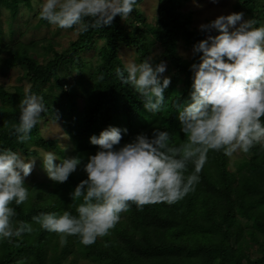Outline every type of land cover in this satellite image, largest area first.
Masks as SVG:
<instances>
[{
    "label": "trees",
    "instance_id": "trees-1",
    "mask_svg": "<svg viewBox=\"0 0 264 264\" xmlns=\"http://www.w3.org/2000/svg\"><path fill=\"white\" fill-rule=\"evenodd\" d=\"M141 1L127 19L117 15L110 25L83 33L71 28L75 38L62 46L55 36L14 39L11 20L21 6L32 8V0H0V13L1 9L8 12L9 36L2 41L1 19L0 54H7L0 55V73L11 68L20 72L17 84L10 88L0 84V147L25 158L36 157L42 171L25 178L29 199L12 205L13 219L31 223L33 231L11 241L0 240V264H76L78 259L92 264H264V148L259 145L231 158L210 150L199 182L183 199L146 204L141 209L132 204L108 235L90 245L81 244L77 236H68L61 245L57 233L31 220L41 212L68 210L75 215L81 200L73 201L70 193L86 178L78 168L65 182L52 181L38 157L42 149L57 154L54 163L72 156L86 161L99 147L89 137L109 125L122 129L121 144L140 132L151 135L154 127L168 131L174 144L186 141L175 105L189 99L190 65L200 58L193 45L208 32L198 27L192 11L185 8L189 0H157L152 21L139 9ZM236 3L235 12L256 20L257 26L264 24V0ZM36 15L35 26L49 24L39 18L38 10ZM180 47L191 48V54L187 57ZM149 56L153 63L163 61L162 75L170 77L163 110L155 115L143 108L132 86L115 75L124 58L139 63ZM26 90L43 97L46 110L30 138L19 142L13 129ZM50 121L58 124L66 138L43 134L42 127Z\"/></svg>",
    "mask_w": 264,
    "mask_h": 264
},
{
    "label": "clouds",
    "instance_id": "clouds-1",
    "mask_svg": "<svg viewBox=\"0 0 264 264\" xmlns=\"http://www.w3.org/2000/svg\"><path fill=\"white\" fill-rule=\"evenodd\" d=\"M137 4L138 0H33L40 19L81 33L110 25L117 15L127 19ZM199 28L217 32L193 45L200 58L190 65L189 99L175 105L185 142L174 144L168 131L154 127L151 135L140 132L121 144L122 129L109 125L89 137L99 147L86 161L72 156L54 163L57 154L41 150L38 157L52 181L63 183L78 168L86 173L70 193L73 201L81 200L75 215L65 210L31 217L41 229L57 233L61 245L68 236H77L83 245L95 243L110 233L132 204L141 209L183 199L199 182L210 150L231 158L256 145L264 148V24L257 26L243 12H232L217 15ZM165 70L163 61L153 63L149 56L139 63L125 61L123 67H116L115 75L131 85L143 108L155 115L163 110L170 83V77L162 75ZM19 109L13 134L24 142L46 108L43 97L26 90ZM35 159L0 147V240L11 241L33 231L31 223L13 219L12 205L29 199L25 178Z\"/></svg>",
    "mask_w": 264,
    "mask_h": 264
},
{
    "label": "rangeland",
    "instance_id": "rangeland-1",
    "mask_svg": "<svg viewBox=\"0 0 264 264\" xmlns=\"http://www.w3.org/2000/svg\"><path fill=\"white\" fill-rule=\"evenodd\" d=\"M156 5L157 0H142L139 4L138 7L147 21L153 20V17L156 13ZM184 5L186 9H190L192 11L193 19L199 27L201 23H207L208 20L214 19L217 15H227L229 13L235 12L237 3L236 0H189ZM37 10L38 9L33 6V0L32 8H29L25 5L21 6L18 14L11 20V28L13 30L14 39L19 38L21 40L27 41L45 36H55L62 42V46H66L69 40L75 38L74 36L76 33L73 29H61L52 24L35 26V24L38 22V17L36 15ZM7 13L8 12L5 9H1L0 20L2 19V41H7L9 39L7 27L8 22L6 21ZM216 32L217 30L212 29L207 33V35H215ZM180 51L188 57L191 54L192 50L191 48L182 49L180 47ZM90 53L92 52L89 51L87 55H90ZM4 54L2 52L0 55L4 56ZM124 59L125 61L129 60L127 58ZM18 73L20 72L17 68H11L5 73H0V84L4 85L7 88H10V86L17 84ZM58 127V124L54 125L53 122L50 121V123L48 122V125L42 127V132L44 135L48 136H55L57 133L59 134V136L62 135V137L65 138V133L63 131H59L60 128ZM41 174V169H39L36 163H34L32 171L28 176L34 177L35 175ZM77 261L78 262L76 264H92L86 259H78Z\"/></svg>",
    "mask_w": 264,
    "mask_h": 264
}]
</instances>
